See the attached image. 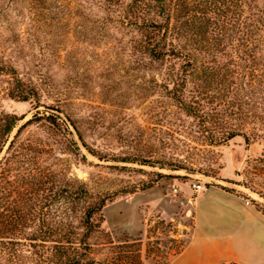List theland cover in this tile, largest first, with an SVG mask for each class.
I'll use <instances>...</instances> for the list:
<instances>
[{
  "label": "rangeland",
  "instance_id": "obj_1",
  "mask_svg": "<svg viewBox=\"0 0 264 264\" xmlns=\"http://www.w3.org/2000/svg\"><path fill=\"white\" fill-rule=\"evenodd\" d=\"M137 39L98 0H0V63L37 92L8 98L0 74V110L25 117L11 140L35 114L65 121L66 131L36 122L17 141L23 151L41 144L30 165L37 174L106 199L96 261L263 264L264 215L255 207L264 211V173L254 159L264 144L212 143L155 85Z\"/></svg>",
  "mask_w": 264,
  "mask_h": 264
},
{
  "label": "trees",
  "instance_id": "obj_2",
  "mask_svg": "<svg viewBox=\"0 0 264 264\" xmlns=\"http://www.w3.org/2000/svg\"><path fill=\"white\" fill-rule=\"evenodd\" d=\"M98 2L138 33L134 50L157 73L155 85L198 120L212 143L243 136L264 144V0ZM0 74L7 77L4 96L37 97L14 67L0 63ZM24 118L0 110V157L8 147L0 159V264H108L92 257L106 199L37 174L30 165L41 144L23 151L17 141L36 122L68 126L61 116L35 114L11 140ZM254 162L264 173V148Z\"/></svg>",
  "mask_w": 264,
  "mask_h": 264
},
{
  "label": "built area",
  "instance_id": "obj_3",
  "mask_svg": "<svg viewBox=\"0 0 264 264\" xmlns=\"http://www.w3.org/2000/svg\"><path fill=\"white\" fill-rule=\"evenodd\" d=\"M194 188L197 192H202L206 189V186L202 184H194ZM247 203L249 204L250 201H247Z\"/></svg>",
  "mask_w": 264,
  "mask_h": 264
},
{
  "label": "crops",
  "instance_id": "obj_4",
  "mask_svg": "<svg viewBox=\"0 0 264 264\" xmlns=\"http://www.w3.org/2000/svg\"><path fill=\"white\" fill-rule=\"evenodd\" d=\"M255 209H256V212L257 213H261V214H263L261 211H259L256 207H255ZM264 215V214H263ZM235 263H237V262H235ZM260 264H262V263H260ZM264 264V263H263Z\"/></svg>",
  "mask_w": 264,
  "mask_h": 264
}]
</instances>
